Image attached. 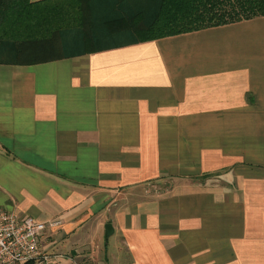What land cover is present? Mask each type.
Returning a JSON list of instances; mask_svg holds the SVG:
<instances>
[{
	"label": "crops",
	"instance_id": "1",
	"mask_svg": "<svg viewBox=\"0 0 264 264\" xmlns=\"http://www.w3.org/2000/svg\"><path fill=\"white\" fill-rule=\"evenodd\" d=\"M146 6L91 0L92 53L0 44V209L61 221L42 249L80 263L264 264V17L136 43Z\"/></svg>",
	"mask_w": 264,
	"mask_h": 264
},
{
	"label": "trees",
	"instance_id": "2",
	"mask_svg": "<svg viewBox=\"0 0 264 264\" xmlns=\"http://www.w3.org/2000/svg\"><path fill=\"white\" fill-rule=\"evenodd\" d=\"M57 1L34 4L30 0H0V44L13 45V64H37L65 57L60 42L62 34H79L82 53L100 49L101 39L92 29L95 22L90 10L91 0H60L58 5ZM146 2H155L153 15H149L146 6L124 19L126 28L122 29L128 30L136 43L264 17V0ZM117 32L107 30L106 34Z\"/></svg>",
	"mask_w": 264,
	"mask_h": 264
},
{
	"label": "built area",
	"instance_id": "3",
	"mask_svg": "<svg viewBox=\"0 0 264 264\" xmlns=\"http://www.w3.org/2000/svg\"><path fill=\"white\" fill-rule=\"evenodd\" d=\"M60 226L59 220L38 222L0 209V264H81L70 254L43 251L46 231Z\"/></svg>",
	"mask_w": 264,
	"mask_h": 264
},
{
	"label": "rangeland",
	"instance_id": "4",
	"mask_svg": "<svg viewBox=\"0 0 264 264\" xmlns=\"http://www.w3.org/2000/svg\"><path fill=\"white\" fill-rule=\"evenodd\" d=\"M112 242H113V239H111L108 243L109 244H105V241H104V234L103 235H101V237H100V241H99V243H101V247L102 248H109V247H111V245H112ZM74 253H76V254H78L79 256H81V257H84L83 259L85 260L84 262H82L81 264H94L93 262H92V260L91 259H89V260H87L86 258V254H81V252H83V251H81L80 252V250L78 251V249H74V250H72ZM85 252V251H84ZM70 255H72V254H70ZM73 256V255H72ZM74 258H76L75 256H73Z\"/></svg>",
	"mask_w": 264,
	"mask_h": 264
},
{
	"label": "water",
	"instance_id": "5",
	"mask_svg": "<svg viewBox=\"0 0 264 264\" xmlns=\"http://www.w3.org/2000/svg\"><path fill=\"white\" fill-rule=\"evenodd\" d=\"M105 234H104V240L107 242L109 236L112 234V226L110 224L105 225Z\"/></svg>",
	"mask_w": 264,
	"mask_h": 264
}]
</instances>
